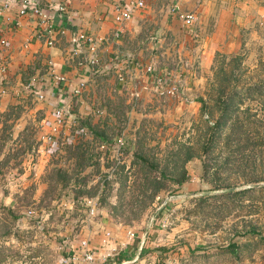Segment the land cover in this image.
<instances>
[{
  "label": "rangeland",
  "instance_id": "rangeland-1",
  "mask_svg": "<svg viewBox=\"0 0 264 264\" xmlns=\"http://www.w3.org/2000/svg\"><path fill=\"white\" fill-rule=\"evenodd\" d=\"M199 15L182 25L189 39L164 41L180 49L159 55L144 107L129 90L135 113L97 118L103 96L65 124L90 133L47 140L39 94L0 104V264H264V205L221 196L264 184V0H211ZM166 76L172 95L156 85ZM231 89L243 134L226 146L222 133L207 168L202 145ZM121 104L116 115L129 101ZM229 152L236 159L224 167ZM144 170L159 179L154 198L153 185L140 184ZM251 225L255 233L242 235ZM77 236L89 262L74 259ZM232 242L241 247L231 253Z\"/></svg>",
  "mask_w": 264,
  "mask_h": 264
},
{
  "label": "crops",
  "instance_id": "crops-1",
  "mask_svg": "<svg viewBox=\"0 0 264 264\" xmlns=\"http://www.w3.org/2000/svg\"><path fill=\"white\" fill-rule=\"evenodd\" d=\"M134 1L0 0V39L4 40V44H0L2 107L13 103L19 96L35 98L39 94L45 108V128L50 131L54 108L72 102L68 115L55 134L56 139L61 130L70 138L79 131L90 133L91 130L84 127L69 130L65 124H70L69 120L73 117L86 116L87 108L94 102L99 103L97 100L100 97L105 96L106 99V109L100 107L101 114L96 116L100 119L104 115L106 119H113L122 117L123 113H135L130 105L134 103L130 99L135 100L130 96V89L136 91L137 106L141 102L144 107L146 86L154 85L152 76L155 73L162 74L158 69L163 68L157 67V72L154 68L159 55L162 51L171 55L173 49H180V45L179 49L176 45L169 48L164 41L173 39L176 44L179 40L189 39L184 34L181 20L169 11L170 5L175 2L182 10L192 11L200 17L199 14L205 12L211 0H142L143 7L133 9L127 21L116 22L114 8ZM23 4L26 7L36 5L47 14L54 25L52 34L47 36L45 31L42 32L38 16L28 11L21 15L18 13ZM59 6L65 10H58ZM114 31L118 32L116 37L112 36ZM79 33L96 40L94 52H89L77 40ZM47 39L52 40V45L46 43ZM91 57L96 58L95 64L88 63ZM149 65L154 71L147 72ZM57 75L62 76L64 81L58 83L54 79ZM78 81H83L84 86L79 94L72 96L70 89ZM122 94L123 97L126 95L125 100ZM128 101L129 104H124ZM117 103L125 106V109L121 107L119 115L113 111ZM136 112L138 116L139 108ZM92 134L102 135L105 132L92 131Z\"/></svg>",
  "mask_w": 264,
  "mask_h": 264
},
{
  "label": "built area",
  "instance_id": "built-area-1",
  "mask_svg": "<svg viewBox=\"0 0 264 264\" xmlns=\"http://www.w3.org/2000/svg\"><path fill=\"white\" fill-rule=\"evenodd\" d=\"M5 6L6 5H4L3 7H5ZM23 6H24V4H23ZM141 7H143L142 0H136L132 4H128V5H117L114 8V12H115L114 13V20L116 22H119V23L125 22L130 18L131 12L133 11V9L141 8ZM57 9L60 11L65 10V8L63 6H59ZM25 11H28V12L38 16L39 24L43 27L42 32L45 31L47 36L52 34V31L54 29V25H53L52 21L49 19V17L47 16V14H45L39 7H37L36 5H31V6L26 7V5H25L24 7H21L18 9V13L20 15L24 14ZM169 11L173 12L177 16V18L179 20H181L183 25L187 28H191L198 21V17L196 14H194L192 11L182 10L181 8H179L176 5L175 2H173L170 5ZM117 35H118L117 31H114L112 34L113 37H116ZM76 36H77V40H79L80 43L82 45H84L89 52L92 53L95 51L96 40H94L93 38L88 37L82 33H79ZM46 43L48 45H52L53 42L51 39H47ZM0 44H4L3 39H0ZM88 63L89 64H95L96 58H92V57L89 58ZM180 67H182V66H180ZM146 70H147V72H150L151 70H153V66L149 65ZM168 78L169 77L166 76L165 81H163V78H157L156 81H159V82L156 85L161 89L159 92L172 95V94H174V91L176 90V88L174 85H170L172 83H167ZM54 79L58 83L64 81V78L62 76H59V75L55 76ZM161 79H162V81H161ZM83 86H84V82L78 81L76 83V85L70 89L71 95L76 96L77 94H79L80 90L83 88ZM1 93H3L2 90H0V94ZM71 106H72V102L67 103L66 105H60V106L54 108V110H53L54 120L51 124L50 133L47 136V140L52 139L51 137H53L57 133L58 129L62 126L63 121L66 118V116L68 115V112H69V109ZM118 143H119V140H118ZM128 235L133 237L134 234H133V232H128ZM74 243H76L75 247H77L79 250V252L77 251V254L74 257V259L76 261H79V259L82 260V258L84 260H87L88 262L90 260H92V254H91L89 248L86 247V241L82 237L77 236L74 240ZM80 255L82 256V258H80Z\"/></svg>",
  "mask_w": 264,
  "mask_h": 264
},
{
  "label": "trees",
  "instance_id": "trees-1",
  "mask_svg": "<svg viewBox=\"0 0 264 264\" xmlns=\"http://www.w3.org/2000/svg\"><path fill=\"white\" fill-rule=\"evenodd\" d=\"M225 91V90H224ZM223 92V90H222ZM224 93V97H222V99L219 101V108H220V113L218 114V117L214 120V122L212 123L211 126H209V132L207 135V138L205 139L204 144L202 145V152H203V156H205L204 159V166L209 168V163L207 161L208 158H210L209 154L212 150V146H213V142H215L217 140V138H219L221 136V134H227L222 136V142L223 144H225L226 146H230L231 143L233 142H237V140L239 139V136L242 135V124L238 122L236 116L233 115V111L235 109V106L239 103L240 98H238V96H240L239 92L233 91V89H231L229 92H223ZM222 127V130H221ZM109 145H111L109 143ZM191 156V154L187 155V159L188 157ZM202 157V156H201ZM134 158H139L140 162L147 167L151 166L148 162V158L144 157L142 155H134ZM236 159V156H234L233 154H231L230 152L226 155L225 161L222 162V166H227L231 163V161L233 162V160ZM142 167V165H141ZM146 170V169H145ZM143 172V177L141 179H143V182L140 183L141 185H144V182L148 183V184H152L153 185V189L150 192V195L152 196V198H154L157 193H158V187L157 185H154L156 183L159 182V179H157L156 177H152V179H146L145 174L146 172ZM161 177H163V174H161ZM184 178H180V179H174V183L180 184L181 181H184ZM255 180H259V179H253ZM252 180V181H253ZM123 182H121L122 184ZM145 189V186L142 188ZM143 191V190H140ZM214 194H205V196H212ZM223 202L224 203H228L229 201L233 200H240L244 199L245 201V196L248 197L246 199H250L253 201V203L257 204V202H261V204L264 205V184H259V185H254V186H250L248 188H244V189H240L237 191H227L221 194ZM202 197V198H204ZM249 200V201H250ZM252 203V205H254ZM225 205V204H224ZM116 207H114L115 209ZM255 231V227L253 225H251L247 230H245V232H243L242 235H247V234H251ZM255 233V232H254ZM261 236V235H260ZM262 238V236H261ZM263 239V238H262ZM241 245L236 243V242H232L229 243L228 246L225 247V249L230 250L231 253L236 250L237 248H240ZM163 249V248H161Z\"/></svg>",
  "mask_w": 264,
  "mask_h": 264
},
{
  "label": "water",
  "instance_id": "water-1",
  "mask_svg": "<svg viewBox=\"0 0 264 264\" xmlns=\"http://www.w3.org/2000/svg\"><path fill=\"white\" fill-rule=\"evenodd\" d=\"M259 184H261V183H251L248 187L254 186V185H259ZM234 189H235L234 187H230V188H227L225 191H233Z\"/></svg>",
  "mask_w": 264,
  "mask_h": 264
}]
</instances>
